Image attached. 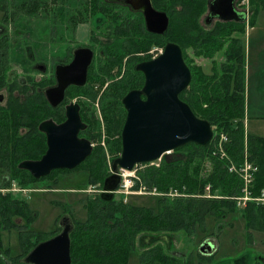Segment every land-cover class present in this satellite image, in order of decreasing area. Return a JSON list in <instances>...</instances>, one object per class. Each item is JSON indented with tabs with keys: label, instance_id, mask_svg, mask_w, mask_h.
Wrapping results in <instances>:
<instances>
[{
	"label": "trees",
	"instance_id": "16d2710c",
	"mask_svg": "<svg viewBox=\"0 0 264 264\" xmlns=\"http://www.w3.org/2000/svg\"><path fill=\"white\" fill-rule=\"evenodd\" d=\"M45 1L1 0L3 22L6 25L14 23L15 28L22 29L24 14H33L44 20L48 13ZM81 1L90 3V0ZM212 1L154 0L156 7L169 16V28L163 36H151L145 32L143 40L134 42V50L125 41L137 39L142 33L138 27H132L129 32V25L126 24L105 26V33L111 43L114 41L115 46L102 44V54H99L90 68L87 85L68 90V97L74 92L72 96L77 98L82 119L87 125L81 136L91 143L95 141L99 144L76 169L54 171L50 178L61 173L84 170L88 174V186L104 188L105 180L111 176L108 154L114 156L113 163L122 153L121 133L127 117L122 101L129 92L142 89L145 83L142 72L136 70L139 64L135 62L141 58L134 53L141 51L146 55L152 46L150 38L158 40L164 49L170 43L182 48L184 59L192 72V81L180 98L198 118L210 122L215 131L213 141L207 147L188 144L164 155L154 165L137 166V188L143 185L149 192L156 190L166 195L173 191L183 199L161 198L157 202V209L153 206L133 205L125 196H122L123 199L104 201L97 195L82 201L85 217L72 223L70 234L72 264H131L132 252L137 250L138 243L144 246L139 253L138 264H194L190 257L185 261L170 254L166 248L168 242L162 239L165 238L164 234L173 236L182 233L192 237L197 231L205 233L207 218L221 222L230 214L238 213L236 203L228 198L240 195L243 185L237 174L229 172V161L222 159L216 151L220 133L229 137L225 152L238 166L242 164L245 135L248 136L250 160L258 168L253 186L254 195H259L264 188V137L250 134L246 130V24L224 21L213 27L200 24L201 16L206 13ZM69 2L66 0V3ZM240 2L236 0L237 5ZM250 2V26L253 27L260 12L264 11V0ZM240 12L245 14V10ZM52 26L54 32L51 35H58L56 31L63 26L73 32L79 24L68 21ZM103 26L97 25V29ZM236 32L240 33V37L232 36ZM39 38L35 44L38 50L44 46L41 41L47 40L44 36ZM191 49L199 56L206 54L212 58L221 53L220 58H224V62L208 75L200 68H192L186 57L187 50ZM129 54L133 55L129 57ZM4 57L9 56L6 54ZM18 61L26 63L21 57ZM1 80L4 83L5 79ZM42 93L40 101L39 97L30 101L17 98L10 103L8 110L2 108L0 189L11 187L13 182L23 186L32 180L27 172L20 170L19 165L22 161L40 159L46 152V139L37 128L41 120H65L64 115H58L61 112L48 106ZM97 106H100V116L96 111ZM20 128H25L27 132L21 134ZM207 186L212 193L223 198L208 200L200 197ZM179 200L183 201L182 208L176 206ZM75 209L69 205L63 211L72 218ZM242 213L248 231L264 230V207L250 204ZM37 218V213L30 209L28 202L18 200L11 194L0 193V264H27L24 259L36 246L54 238L55 230L45 233L31 229ZM11 230L19 233L21 253L15 257L10 254V249L2 251V236ZM161 236L164 237L161 239ZM149 240H152L151 245L147 244Z\"/></svg>",
	"mask_w": 264,
	"mask_h": 264
},
{
	"label": "water",
	"instance_id": "95a60500",
	"mask_svg": "<svg viewBox=\"0 0 264 264\" xmlns=\"http://www.w3.org/2000/svg\"><path fill=\"white\" fill-rule=\"evenodd\" d=\"M135 10L145 14L147 30L164 35L170 19L165 12L155 10L151 0H125ZM141 3V4H140ZM210 18L224 22H243L246 13L236 8V0H213L209 8ZM94 51L81 48L74 52L72 62L56 68L57 87L47 91L53 108L64 102L71 86L84 87ZM142 72L145 83L142 89L129 92L122 103L127 111L121 133L122 153L112 164L113 175L105 180L101 199H114L121 181L119 171L132 172L135 167L160 161L188 144L209 146L214 138L210 122L200 119L180 96L192 81V72L187 65L182 48L170 43L155 59L136 67ZM67 121L57 125L44 122L40 130L47 134L48 151L40 161H27L21 168L39 179L56 170H74L93 152L90 141L80 138L86 129L78 104L67 106ZM63 231L54 238L36 246L24 259L27 264H72L70 234L73 226L70 219L61 222ZM211 243L202 246L203 253H210Z\"/></svg>",
	"mask_w": 264,
	"mask_h": 264
},
{
	"label": "rangeland",
	"instance_id": "374dc122",
	"mask_svg": "<svg viewBox=\"0 0 264 264\" xmlns=\"http://www.w3.org/2000/svg\"><path fill=\"white\" fill-rule=\"evenodd\" d=\"M1 1V0H0ZM8 1V0H6ZM211 4V3H210ZM210 4H208V8L205 14L201 16L200 24L205 25V20L208 18L210 14L209 8ZM236 7L239 11L241 10H251V2L249 0V5L245 6V3L240 2V4H236ZM163 12V11H161ZM252 12V11H251ZM102 20H99L101 25H104L100 30L97 29V25H91L90 22L88 24H80L75 31L71 32L66 29L65 26L57 30L58 35L64 37V42H59L60 39L58 36H52L51 34L54 32L53 24L56 26L60 24L59 20L56 18L54 22L50 21V19L41 20L36 17V15H27L24 14L25 18L22 19L24 22V26H20L22 29L17 30V34L20 36V41L23 43L27 41L31 44L37 43V39L39 37L44 36L47 38L49 42V46L46 48L37 50L35 46V50L40 51L39 53L45 57H48L51 54V51H61L64 50L73 51V49L80 44L89 42L88 39L91 35L98 36L100 40L103 41V35H105V26L118 23L120 20H117L115 15H107V14H98ZM107 15V16H106ZM252 16V15H251ZM250 16V17H251ZM3 17V14L0 12V18ZM243 21V24H246V30H248V26L250 25L251 18ZM51 18V17H50ZM108 18L110 20H108ZM113 23H110V21ZM217 21H213L210 26L213 27L217 24ZM234 24L242 23V22H233ZM13 24V26H11ZM11 25H6L7 27H3L4 32L13 33L15 30V24L11 23ZM19 27V25H18ZM11 31V32H10ZM248 32V31H247ZM246 32V33H247ZM110 36V35H109ZM233 37H240V33H233ZM241 37H243L241 35ZM245 36L246 42V55H247V40ZM108 41V40H107ZM152 41V46L150 50L145 56H140V60L135 63L142 62L143 59L157 58L164 50V47L160 46L158 40L150 38ZM42 45H45V42L41 41ZM97 50H100L99 47L95 46ZM31 51H33L30 48ZM34 52V51H33ZM98 54H102L100 51ZM221 53L217 54L214 58L208 55H197V53L191 49L187 50L186 57L189 63L191 64L193 69L200 68L203 73L208 75L212 74L214 70H217L219 66L224 62V58H220ZM97 60V55L95 57ZM134 62H132L133 64ZM246 69H247V60H246ZM246 84H247V74H246ZM247 87V86H246ZM74 93V92H73ZM67 98V105H71L73 102L78 103L77 98H74L72 95ZM96 111L100 116V106L96 107ZM255 119H251L250 122L246 120V130L250 133L255 132ZM252 127V128H251ZM258 133V131H256ZM259 135L264 136V133H258ZM224 135L226 140H221L220 145L219 141L221 136ZM257 135V134H256ZM215 136V131H214ZM103 142V140H102ZM229 142V137L223 133L217 137V143L219 145L218 153L220 154L222 159H227L229 161V172L237 174L242 182V190L241 194L230 197L228 199L232 200L236 203L237 211L236 214H230L227 219L217 222L212 219L207 218V231L205 233H201L197 231V234L192 237H188L185 234L179 233L175 235H165V238L161 239L167 241L170 244V248L168 249L169 253L178 257L182 260H187L192 258L194 264H254L258 257H264V230L259 231L257 229L248 231L247 222L242 217V212L245 210L250 204H254L257 207H264V188L260 191L259 195H254L253 186L255 181V174L258 171L257 166L251 162L250 155L248 152V136L245 135V151L243 153V161L240 166H238L229 155L225 152V144ZM104 143V142H103ZM94 146L98 145L99 142L93 141ZM103 145V144H102ZM104 146V145H103ZM107 157V156H106ZM112 156L110 153L108 154L107 161L110 168V173L113 175L112 171ZM160 162V161H159ZM137 167L132 172H128L127 177L135 178L137 176ZM253 170V171H252ZM122 171H119L121 173ZM125 172V171H124ZM88 174L84 170H76L68 173H61L59 175H55L50 179L36 182L34 185H30L28 188L38 190L33 193H29V195H17L20 198L25 199L26 202L29 203L31 209L35 211L38 215L37 220L33 223L31 229L38 232L50 233L55 230L56 235H59L63 229H60L58 219L62 216V218L70 219L71 223L75 221H80L85 217V211L82 209V201L87 200L90 197H95L103 193V187L99 188L97 186H88ZM135 183V181H133ZM136 185V186H135ZM131 186L128 190L124 188L125 195L122 193H115L114 199H123L122 196H125V199L137 206H153L157 209V202L161 198H176L175 196H170L166 194L159 193L158 195H150L147 196L143 191L138 190L137 184ZM124 186V185H123ZM122 186V187H123ZM208 186L204 190L203 197L208 200L212 199H220L223 198L218 196L219 194H214L207 189ZM119 191V190H118ZM2 192L6 193H16L18 189L13 187L12 190L6 191L2 190ZM171 193H174L173 191ZM239 197H243L242 203H239L237 199ZM181 198V197H179ZM226 198V197H225ZM183 199V198H181ZM179 200L177 203L178 208H182L183 201ZM65 204V205H64ZM72 205V208L75 209L74 217H69L63 211L65 206ZM64 207V208H63ZM61 218V219H62ZM57 222V224H56ZM73 225V224H72ZM169 238H167V237ZM158 241L162 244L165 242ZM149 243L152 240L148 241ZM206 243H211L213 245L212 253H202L201 247ZM137 250L132 252L131 264H138L139 261V253L142 245L140 243L137 244ZM10 249V253L12 256H18L21 253L20 240L19 235L16 231H7L2 236V251ZM203 257H206L203 258Z\"/></svg>",
	"mask_w": 264,
	"mask_h": 264
},
{
	"label": "flooded vegetation",
	"instance_id": "af4514ba",
	"mask_svg": "<svg viewBox=\"0 0 264 264\" xmlns=\"http://www.w3.org/2000/svg\"><path fill=\"white\" fill-rule=\"evenodd\" d=\"M72 1L73 0H70L69 3H66V0H46L45 6H46V9L48 10L47 18L49 17L48 19H50V21L52 22H54L56 17H58L60 20V23L61 22L68 23L69 21L71 24L76 23L79 25L80 24L83 25V24H88V22H90L91 25H101V23H99L100 22L99 20H102V19L101 17H99L98 14L103 13L107 15H115L117 20H120L118 23L129 25V28H130L129 32H131V28L134 26L138 27V29L142 32L140 35H138L136 40H134L133 38L132 42L128 40L125 41L127 43V46L131 48V50L135 49L133 45L135 41L143 40L145 38V32L146 34L149 33V35L151 36L152 35L163 36V35L153 34L149 32L146 27V18H145L144 12L141 10H135L132 4L123 3L125 0H98V2L97 0H90V3H85V2H82L81 0H77L75 3ZM151 1H152V4L155 10L158 12H161L162 10L156 7L154 0H151ZM108 20L110 19L108 18ZM213 21L220 22L218 18H210V14H209L208 18L205 20V25L210 26L213 23ZM113 22H114L113 20L112 22L110 21V23H113ZM3 27H7V26L3 22V18H0V118L3 116L2 108H4L5 110H8L10 108V103L13 101H16L17 98L18 100H21V101L23 100L30 101V100H33L39 97V101H40V96H41V93L43 92L42 94L44 97L43 96L42 97L44 101H46L48 106L51 107L54 111L61 112L58 115H62V116L64 115L65 117V120L62 122L56 121L51 118H46L44 120H41L40 124L38 125L37 127L38 131L46 139V152H47L48 151V137L46 133L40 130L41 124L44 122H50V121H53L57 125L65 123L67 121L66 114H67V106H68L67 105L68 90L71 88H81L77 86H71L66 92V97H65L64 102L61 103L60 106H58L57 108H53L47 97V91L51 88L57 87L58 85L57 79H56V68L58 66H65V65L70 64L74 58V52L81 48H88L94 51V58L91 64L92 66L93 63L96 61L95 59L96 55L98 57L99 56L98 52L100 51V50H97L95 46L97 45L99 49L103 47L102 44L110 45L111 47H113L115 46L113 43L114 41H112L111 43V41L108 38V34L103 35L104 37L103 41L100 40L98 36L91 35V37L88 39L89 42L80 44L79 46L75 47L73 51H69V52L67 50H64L63 52H61L60 50L51 51V54L48 57H45L42 54H40L39 51H37L38 49L35 50L34 44H31L27 41H24L23 43L19 42L20 36L17 34L18 33L17 28L13 30V33H7V32H4ZM52 36H58L60 39L59 42H64L63 40L64 37H62L61 35H52ZM44 42H45V45L43 46V48H46L50 45L48 40L45 39ZM30 48L34 52L31 51ZM6 54L9 56L8 58L4 57ZM132 55L133 54H129L128 56L130 57ZM134 55L140 58V56H145V53L138 51V53H134ZM20 57L23 61H26V63L22 64V62L18 61ZM148 61H151V60H143L142 62L137 63V65L148 62ZM90 68H89V71H90ZM1 78L5 79L4 83L2 82ZM88 79H89V72H88ZM88 79H87V83H88ZM72 104H78V103L73 102ZM80 114H81V108H80ZM58 120H59V116H58ZM84 124L86 125V123ZM86 128H87V125H86ZM20 131H21V134H25L27 132L25 128H20ZM81 132L79 134L80 138L88 140L86 137L81 136ZM91 144L94 149L95 147L94 144L93 143ZM102 144L104 145V143ZM46 152L43 154V156L46 154ZM43 156L37 160L22 161L19 165L20 170H23L28 173V175L32 179L31 180L32 182L31 181L27 182L23 186H21L18 182H13L11 184V187L7 189H0V193L11 194L12 197H14L15 194L21 195V196L22 195L27 196L29 195V193L38 191V190L30 189L28 187L30 185L36 184V182L50 179L49 176L54 171L46 177L36 179L34 178V176H32V174L29 171L22 169L20 166L22 163L27 162V161H40L43 158ZM13 187H16L18 189V192L14 194L2 192V190H6V191L12 190ZM102 191L104 192V190ZM102 194L103 193L100 194V197ZM14 198L25 201V199L20 198L19 196L14 197ZM61 218L62 216L58 219V223H59L60 229L62 230L63 227H61V222L63 219H65V217L62 219ZM16 232L18 233V231ZM147 244L151 245L152 242L150 243L147 242ZM139 248L143 250L144 246H141ZM166 248L168 250L170 248V244L167 243ZM254 264H264V257H258Z\"/></svg>",
	"mask_w": 264,
	"mask_h": 264
},
{
	"label": "crops",
	"instance_id": "0c3cea01",
	"mask_svg": "<svg viewBox=\"0 0 264 264\" xmlns=\"http://www.w3.org/2000/svg\"><path fill=\"white\" fill-rule=\"evenodd\" d=\"M246 30L247 40V108L246 120L255 119L253 135L264 137V11L257 17L255 26ZM258 131V133L256 132Z\"/></svg>",
	"mask_w": 264,
	"mask_h": 264
},
{
	"label": "built area",
	"instance_id": "2783aa9c",
	"mask_svg": "<svg viewBox=\"0 0 264 264\" xmlns=\"http://www.w3.org/2000/svg\"><path fill=\"white\" fill-rule=\"evenodd\" d=\"M241 2H242V3H245V6H248V5H249V0H241ZM245 13H246L247 20H248L249 17H250V9L245 10ZM221 140H222V141H223V140H226V138H225L224 135L221 136L220 141H219V145H220ZM219 145H218V147H219ZM160 161H161V160H160ZM157 162H158V161H157ZM155 163H156V162L152 163V165H154ZM252 171H253V170H252ZM120 176H121V183H120L118 189L115 191V193L117 192V193H122V195H125L124 191H122V190H124V188H125L126 190H128L131 186H134L135 183L137 184V181H139V178H138L137 176H136L135 178L127 177V176H128V172H124V171H122V172L120 173ZM133 181H135V183H133ZM123 185H124V186H123ZM122 186H123V187H122ZM135 186H136V185H135ZM209 188H210V187H208L207 189L209 190ZM118 190H119V191H118ZM138 190L143 191V193H145L146 195H155V194L158 195V194H159V193L156 192V190H154V192H149V191L146 189V187H144L143 185H142L141 187H139ZM168 195H170V196H175V197H180V195H179L178 193H176V192H174V193H169ZM125 196H127V195H125ZM243 199H244L243 197H239V199H237V201H238L239 203H242V200H243Z\"/></svg>",
	"mask_w": 264,
	"mask_h": 264
}]
</instances>
